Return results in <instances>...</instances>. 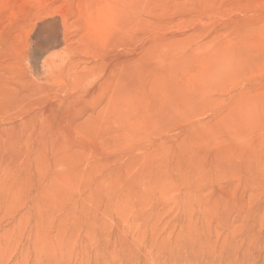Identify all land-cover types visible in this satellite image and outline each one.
Returning <instances> with one entry per match:
<instances>
[{
    "label": "rangeland",
    "instance_id": "1",
    "mask_svg": "<svg viewBox=\"0 0 264 264\" xmlns=\"http://www.w3.org/2000/svg\"><path fill=\"white\" fill-rule=\"evenodd\" d=\"M59 232L264 264V0H0V264Z\"/></svg>",
    "mask_w": 264,
    "mask_h": 264
},
{
    "label": "bare ground",
    "instance_id": "2",
    "mask_svg": "<svg viewBox=\"0 0 264 264\" xmlns=\"http://www.w3.org/2000/svg\"><path fill=\"white\" fill-rule=\"evenodd\" d=\"M65 237L68 236L61 235L60 232L56 234V237L52 234H46L41 243L33 248L22 250L11 264H91V260H73L70 252H57L58 248L61 249L62 247H53V245L55 243L64 244L63 239ZM82 247H87V243Z\"/></svg>",
    "mask_w": 264,
    "mask_h": 264
}]
</instances>
